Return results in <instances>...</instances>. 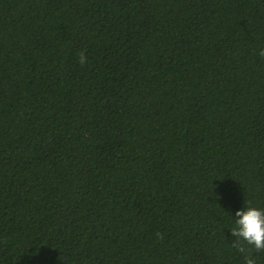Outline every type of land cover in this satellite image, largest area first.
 I'll list each match as a JSON object with an SVG mask.
<instances>
[{
    "label": "trees",
    "instance_id": "16d2710c",
    "mask_svg": "<svg viewBox=\"0 0 264 264\" xmlns=\"http://www.w3.org/2000/svg\"><path fill=\"white\" fill-rule=\"evenodd\" d=\"M261 51L264 0H0V264H264Z\"/></svg>",
    "mask_w": 264,
    "mask_h": 264
},
{
    "label": "clouds",
    "instance_id": "9594fccd",
    "mask_svg": "<svg viewBox=\"0 0 264 264\" xmlns=\"http://www.w3.org/2000/svg\"><path fill=\"white\" fill-rule=\"evenodd\" d=\"M261 56H264V51H261ZM79 63H86V56L81 54ZM237 217L236 227L230 229L232 235L236 238L233 243L234 247H238L241 253L246 251L245 247L240 244L244 241L247 245L252 246L255 251H264V208L256 206L244 207L235 213ZM245 264H256V260L250 256H245Z\"/></svg>",
    "mask_w": 264,
    "mask_h": 264
}]
</instances>
